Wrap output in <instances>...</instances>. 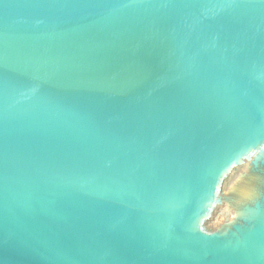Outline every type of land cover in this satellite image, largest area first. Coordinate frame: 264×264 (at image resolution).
<instances>
[{
	"label": "water",
	"instance_id": "95a60500",
	"mask_svg": "<svg viewBox=\"0 0 264 264\" xmlns=\"http://www.w3.org/2000/svg\"><path fill=\"white\" fill-rule=\"evenodd\" d=\"M0 264H264V0H0Z\"/></svg>",
	"mask_w": 264,
	"mask_h": 264
}]
</instances>
